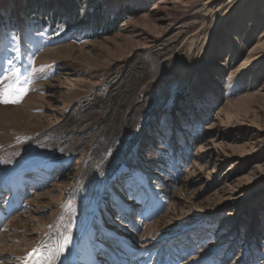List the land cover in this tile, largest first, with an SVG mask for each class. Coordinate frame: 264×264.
Masks as SVG:
<instances>
[{
	"label": "rangeland",
	"instance_id": "374dc122",
	"mask_svg": "<svg viewBox=\"0 0 264 264\" xmlns=\"http://www.w3.org/2000/svg\"><path fill=\"white\" fill-rule=\"evenodd\" d=\"M31 1L0 0V78L30 88L0 103V264H264V1L167 29L156 0Z\"/></svg>",
	"mask_w": 264,
	"mask_h": 264
},
{
	"label": "bare ground",
	"instance_id": "6f19581e",
	"mask_svg": "<svg viewBox=\"0 0 264 264\" xmlns=\"http://www.w3.org/2000/svg\"><path fill=\"white\" fill-rule=\"evenodd\" d=\"M190 1L191 0H159L157 1L156 0V3H155V7L153 8L150 16H151V21L153 23H155L157 26L159 25H163L166 29L171 26L173 24V20L174 18L176 17L175 16V12L179 11L182 7V5L185 6L186 4V7L188 5H190ZM217 0H211V2H216ZM264 1V0H263ZM258 1L256 0H248V3L245 2V5H246V10H249L250 11H254V13L260 11V9H262V6L260 3H257ZM248 4V5H247ZM191 6V5H190ZM163 11H168L170 12V15H168V17L164 16L163 15ZM259 12V13H260ZM248 12H246L244 15H245V18L246 20H248V23L249 24H254V25H257L259 23L258 21V18L256 17V15H252V16H248L247 14ZM174 14V15H172ZM259 16V15H258ZM245 20V19H244ZM241 23V22H240ZM163 27V28H164ZM161 30V28H160ZM226 48H229V52H233V47L231 45V47H227V46H222L220 47V51L222 52L223 50H225ZM231 55H228L229 59H232L233 57H231ZM245 65H250V66H255V65H259V68L263 69L264 68V34L259 38L258 40V43L255 47H253V49H251V51L248 53V55L246 56L244 62H243ZM219 64V63H218ZM155 69L156 71H158V66L155 65ZM255 73V72H254ZM260 77V76H259ZM227 108V107H226ZM229 110V109H228ZM230 113V112H229ZM223 116V115H222ZM224 129V128H223ZM210 145L208 143H204V145H202V148H205L206 149V153H209L211 154V152L213 151L212 148L209 147ZM201 146L198 147V149L200 148ZM197 149V150H198ZM211 156V155H210ZM198 158V157H197ZM214 158V157H213ZM217 162V160H216ZM263 167V166H262ZM18 183V181H17ZM16 184V183H15ZM17 186L14 185V189L16 188ZM36 193V192H35ZM49 193V192H48ZM31 194H33V192H31ZM110 197L114 199V195L112 192H110ZM125 200V199H124ZM126 202V201H125ZM103 210L105 211V213L108 212V210L104 207ZM112 210V209H111ZM107 216V215H106ZM121 223V222H120ZM97 227L101 228V229H104L108 232H111L108 228L105 227V224L104 222L100 219L99 222H97ZM151 225V224H150ZM125 227V226H124ZM128 229V228H127ZM127 235V234H126ZM117 238L121 241H125L127 240L128 242H131L133 243V238L132 237H128L125 239L124 236H122L121 234H118L117 235ZM83 248L82 250L79 251V249L76 251V254L78 255V257H80V263L81 264H101L93 254V252L97 251V248L99 249L98 247V244L97 242H93V241H84L83 244H82ZM11 247V246H10ZM75 249V247H73ZM106 251L110 248L109 245H107V247H103ZM147 248V247H146ZM105 251V252H106ZM109 253V251H107ZM133 252V250H132ZM110 254V253H109ZM100 256H102V254H100ZM116 257V256H115ZM102 257H100L101 259ZM99 259V260H100ZM105 260V258H102ZM188 262V261H186ZM190 262V261H189ZM240 263V262H239Z\"/></svg>",
	"mask_w": 264,
	"mask_h": 264
},
{
	"label": "snow or ice",
	"instance_id": "6c2138e0",
	"mask_svg": "<svg viewBox=\"0 0 264 264\" xmlns=\"http://www.w3.org/2000/svg\"><path fill=\"white\" fill-rule=\"evenodd\" d=\"M28 91L30 88L21 86L17 81L11 80L7 76L0 78V103H20ZM54 255L58 256L59 252ZM51 259H49V264H51Z\"/></svg>",
	"mask_w": 264,
	"mask_h": 264
},
{
	"label": "trees",
	"instance_id": "16d2710c",
	"mask_svg": "<svg viewBox=\"0 0 264 264\" xmlns=\"http://www.w3.org/2000/svg\"><path fill=\"white\" fill-rule=\"evenodd\" d=\"M30 4L32 7H36V8L39 7V8H41V10H45L46 15H50L51 13H53V8H49V7H51V2L44 3L43 0H32ZM56 4L59 5V2H57ZM61 6L65 10L63 12H69L74 7V6H72V7L68 8V7H66V5H61ZM61 17H64V15L61 16L58 13H55L52 15L51 19L57 21Z\"/></svg>",
	"mask_w": 264,
	"mask_h": 264
}]
</instances>
